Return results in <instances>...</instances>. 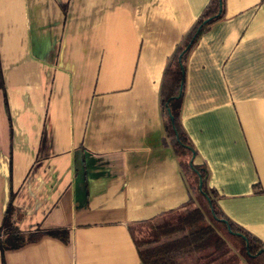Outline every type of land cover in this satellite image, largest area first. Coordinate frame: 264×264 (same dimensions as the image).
Masks as SVG:
<instances>
[{"label": "crops", "instance_id": "0c3cea01", "mask_svg": "<svg viewBox=\"0 0 264 264\" xmlns=\"http://www.w3.org/2000/svg\"><path fill=\"white\" fill-rule=\"evenodd\" d=\"M209 0H0V264H141L133 229L189 198L164 141L168 55ZM180 121L223 211L264 242V0H225L191 49ZM139 224V225H138Z\"/></svg>", "mask_w": 264, "mask_h": 264}, {"label": "trees", "instance_id": "16d2710c", "mask_svg": "<svg viewBox=\"0 0 264 264\" xmlns=\"http://www.w3.org/2000/svg\"><path fill=\"white\" fill-rule=\"evenodd\" d=\"M224 3L225 0H209L166 59L159 88L163 138L178 160L189 198L166 217L148 220L146 228L135 226L132 235L141 264H180L178 258L187 254H194V264H264V242L220 207L216 190L208 184L207 167L195 161L197 151L180 121L187 57L200 35L223 16ZM11 196L0 220L1 251L17 248L42 234L68 241L69 231L64 227L22 230ZM166 235L173 237L161 239Z\"/></svg>", "mask_w": 264, "mask_h": 264}, {"label": "rangeland", "instance_id": "374dc122", "mask_svg": "<svg viewBox=\"0 0 264 264\" xmlns=\"http://www.w3.org/2000/svg\"><path fill=\"white\" fill-rule=\"evenodd\" d=\"M173 235H169V236L166 235V236H163L161 239H168V238L173 237ZM178 261L180 264H194V254L182 255L178 258Z\"/></svg>", "mask_w": 264, "mask_h": 264}]
</instances>
